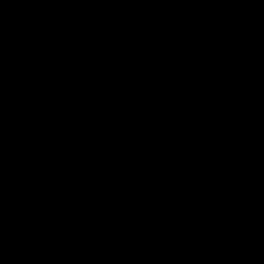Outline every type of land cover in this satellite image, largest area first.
<instances>
[{
	"label": "water",
	"instance_id": "obj_1",
	"mask_svg": "<svg viewBox=\"0 0 264 264\" xmlns=\"http://www.w3.org/2000/svg\"><path fill=\"white\" fill-rule=\"evenodd\" d=\"M0 264H264V0H0Z\"/></svg>",
	"mask_w": 264,
	"mask_h": 264
}]
</instances>
